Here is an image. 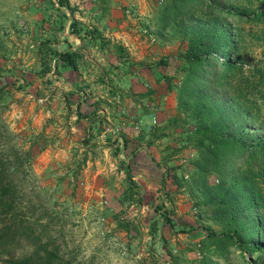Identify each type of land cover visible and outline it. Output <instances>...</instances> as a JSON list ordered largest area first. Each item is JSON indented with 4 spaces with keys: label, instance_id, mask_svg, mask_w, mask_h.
Listing matches in <instances>:
<instances>
[{
    "label": "rangeland",
    "instance_id": "obj_1",
    "mask_svg": "<svg viewBox=\"0 0 264 264\" xmlns=\"http://www.w3.org/2000/svg\"><path fill=\"white\" fill-rule=\"evenodd\" d=\"M220 1L241 8L243 15L204 6L195 15L212 11L231 24L244 76L256 84L251 104L257 105L264 121V3ZM69 2L70 9L59 7L56 0H0V156L9 160L0 167L10 185L5 213L0 211V264H199L202 256L210 255L202 251L206 237L202 226L216 233L221 226L208 219L206 207L199 206L189 191L199 155L195 124L178 107L164 127L155 110L142 105L110 104L108 119L77 118L74 109L60 108L64 92L74 103L78 91L87 88L81 79L66 91L63 82L69 76L52 56L59 47L56 39H66L72 32L73 20L74 28L82 30L76 0ZM84 3L108 9L120 3V19L140 24L144 32L138 39L156 46L148 58L151 64L160 57L179 56L187 48L185 34L194 21L174 20L172 12L162 23V11L172 0ZM101 42L106 58L94 55L87 59V67L107 66L103 78L120 98L136 96L130 83L135 79L142 88L147 80L129 58L130 51L110 39ZM88 44L86 50L93 55L97 49ZM112 52L123 65L110 63L117 62ZM132 65L139 73L130 74ZM152 115L156 123L147 128ZM138 121L140 129H135ZM122 135L128 140L126 149L121 147ZM126 166L135 182L133 191ZM162 210L171 223L162 219ZM228 251L227 263L210 257L219 264H246L235 246Z\"/></svg>",
    "mask_w": 264,
    "mask_h": 264
},
{
    "label": "trees",
    "instance_id": "obj_2",
    "mask_svg": "<svg viewBox=\"0 0 264 264\" xmlns=\"http://www.w3.org/2000/svg\"><path fill=\"white\" fill-rule=\"evenodd\" d=\"M56 2L59 7L71 8L69 0ZM203 6L243 15L241 8L227 6L220 0H172L171 6L162 11V23H167L172 12L174 20L194 21L185 34L187 48L178 56L181 80L175 88V100L176 107L193 120L199 148L189 191L199 206L206 207L208 219L221 226L217 233L210 226H202L206 232L202 251L210 255L202 256L199 264H219L211 255L229 262L230 245L242 252L244 263H264V121L257 105L250 101L256 84L244 76L239 40L231 24L212 11L202 17L195 15ZM76 23V20L70 23L71 33L80 35L82 30L74 28ZM96 32V29L85 31L103 41ZM52 56L55 63L60 61L63 66L77 70L79 53L70 45L64 51L52 50ZM162 64L166 62H157ZM256 71L261 72L260 68ZM77 112L81 115L79 106ZM121 140L122 149H126V136L122 135ZM113 141L119 146L118 140ZM6 161L7 157L1 155L0 165ZM7 179L0 167L2 213L10 191ZM126 179L133 191L135 182L129 166ZM160 213L162 219L171 223L165 218L167 212Z\"/></svg>",
    "mask_w": 264,
    "mask_h": 264
},
{
    "label": "crops",
    "instance_id": "obj_3",
    "mask_svg": "<svg viewBox=\"0 0 264 264\" xmlns=\"http://www.w3.org/2000/svg\"><path fill=\"white\" fill-rule=\"evenodd\" d=\"M80 1L82 2L80 3ZM84 1L85 0H76L77 9H79L82 15L78 19L75 18L80 21L79 25L82 27L80 35L67 32L66 39L63 38L60 41L59 38L56 39L59 46L56 48L57 51H64L70 45L73 50L79 53L77 70H72L67 66H63L60 61L56 62V64L61 63L60 65L63 69L62 73L69 76V80L63 82V87L66 88V91L70 92L74 89L77 81L79 82L81 79H84L83 84L87 86V88L84 87L83 90L78 91V98H76V100H78L74 103L68 102V100L65 99L66 95H68L66 93L68 92H64V95L61 97L63 100H61V105L59 107L74 109V112L77 114V106H79L80 116L83 115L82 117H84V119H88L90 115H92L93 118L106 115L105 118L108 119L107 109H109L110 104H131L136 108L142 105L146 110L154 109L155 116L159 119V125L164 127L165 124L167 125L171 121L176 111L175 88L179 85L181 80L178 56L164 57L163 59L166 62L165 65H157V62L151 64V60L148 58L157 51L156 46H151V43L145 44V40L141 41L138 39L139 35H142L144 32V30H142L144 27L140 24L136 25L135 22L132 23L131 21L120 19L121 12L118 10V8L120 9L121 7L120 3L113 4L108 9L101 5H98V8H92L86 5ZM125 17L127 18L128 16H123V18ZM90 29H96V36L100 34L102 38L110 39L111 42H119L130 51L127 52L130 53L129 58L136 62L138 70L142 71L144 79L147 80L144 83L146 88H144V86L141 88V86L137 84L135 85V79H133L130 85L133 93L137 95H134V97L133 95H126L120 98L117 92H115L114 86L103 78L105 75L103 72L109 70L107 66H104V68L97 64L95 70H91L87 67V59H92L94 55L98 56L100 59H104L107 56L105 51L101 49L102 39L96 38L90 35V33H85L86 30ZM146 37L148 36L144 38ZM151 40L153 41V39ZM62 43H64L63 46H61ZM88 43H91L94 45V48L97 49L96 52L94 51L95 53H93V55H90V51L86 50L89 45ZM137 48H140V50L137 51ZM110 53L109 55L111 56ZM116 55L115 52H112V58H115L117 62L111 60L110 63H114L116 66L123 65V61L117 59ZM109 57H107L106 60H110ZM154 59L155 58L152 57V61ZM159 59H161V57L157 58L158 61ZM88 64L90 63L88 62ZM142 65L143 67H141ZM135 68V65H132L130 70L131 75L139 73ZM91 73H94L93 77L90 75ZM87 76H91L90 80L86 78ZM59 79L62 80L61 76H59ZM85 81L88 84H86ZM131 93L132 92L129 94ZM105 104H107V107H104ZM116 106L117 108L120 107V105ZM111 111L113 112L114 110ZM76 117L79 118L78 114Z\"/></svg>",
    "mask_w": 264,
    "mask_h": 264
},
{
    "label": "built area",
    "instance_id": "obj_4",
    "mask_svg": "<svg viewBox=\"0 0 264 264\" xmlns=\"http://www.w3.org/2000/svg\"><path fill=\"white\" fill-rule=\"evenodd\" d=\"M152 39H153V38H152ZM138 123H139V121L135 123V126H134L135 129H140ZM154 123H156V117L152 115V116H151V122L147 124V128H151L152 125H154Z\"/></svg>",
    "mask_w": 264,
    "mask_h": 264
}]
</instances>
